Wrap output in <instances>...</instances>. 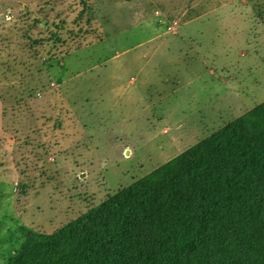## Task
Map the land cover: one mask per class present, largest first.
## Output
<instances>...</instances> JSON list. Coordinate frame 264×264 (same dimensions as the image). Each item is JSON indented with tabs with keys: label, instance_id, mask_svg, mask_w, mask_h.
Returning a JSON list of instances; mask_svg holds the SVG:
<instances>
[{
	"label": "rangeland",
	"instance_id": "374dc122",
	"mask_svg": "<svg viewBox=\"0 0 264 264\" xmlns=\"http://www.w3.org/2000/svg\"><path fill=\"white\" fill-rule=\"evenodd\" d=\"M264 103V0H0V264Z\"/></svg>",
	"mask_w": 264,
	"mask_h": 264
},
{
	"label": "trees",
	"instance_id": "16d2710c",
	"mask_svg": "<svg viewBox=\"0 0 264 264\" xmlns=\"http://www.w3.org/2000/svg\"><path fill=\"white\" fill-rule=\"evenodd\" d=\"M38 244L67 264H264V103Z\"/></svg>",
	"mask_w": 264,
	"mask_h": 264
}]
</instances>
